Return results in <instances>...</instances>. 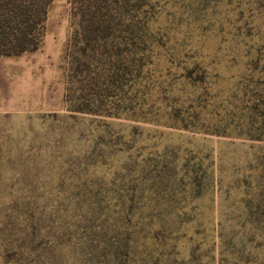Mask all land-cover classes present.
Wrapping results in <instances>:
<instances>
[{"label":"rangeland","instance_id":"1","mask_svg":"<svg viewBox=\"0 0 264 264\" xmlns=\"http://www.w3.org/2000/svg\"><path fill=\"white\" fill-rule=\"evenodd\" d=\"M158 1L153 60L178 127L65 108L67 0H51L38 49L0 56V264H264V139L248 137L264 132L260 1ZM193 116L209 131L179 126ZM140 176L159 191L145 204ZM96 192L158 215L101 254L107 238L70 226L71 196Z\"/></svg>","mask_w":264,"mask_h":264},{"label":"trees","instance_id":"2","mask_svg":"<svg viewBox=\"0 0 264 264\" xmlns=\"http://www.w3.org/2000/svg\"><path fill=\"white\" fill-rule=\"evenodd\" d=\"M259 1L258 6L264 11V0ZM158 2L67 0L71 29L65 52L64 102L68 111L178 127L176 103L161 105L167 94L160 89L162 83L156 75L159 64L153 60L155 49L164 46L168 31V27L155 23L160 11ZM50 3L51 0H0V56L19 55L40 47ZM193 70L182 74L190 87L196 85L190 75ZM201 73L199 81L205 89L208 87L205 70ZM172 99L176 100L174 96ZM187 100L189 96L182 98L181 104ZM196 102L198 105L199 100ZM179 126L209 131L202 127L199 116L189 120L181 117ZM248 137L262 140L264 132L258 130ZM140 177L142 182L134 185V192L137 203L145 204L152 198L148 191L154 197L159 191L146 188L145 176ZM71 198L70 226L82 225L83 231L93 227L99 236L107 238L110 248L100 251L101 254L116 253L112 247L119 241H125L128 246L127 241L137 232V224L158 215L131 211L128 204L134 197L127 193L112 201L111 197L96 192L79 205L80 199ZM122 254L128 255V251Z\"/></svg>","mask_w":264,"mask_h":264}]
</instances>
